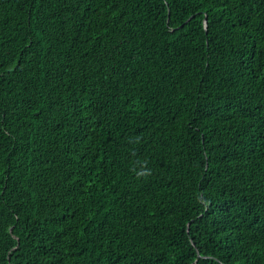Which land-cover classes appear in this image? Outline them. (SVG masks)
<instances>
[{"label":"trees","instance_id":"trees-1","mask_svg":"<svg viewBox=\"0 0 264 264\" xmlns=\"http://www.w3.org/2000/svg\"><path fill=\"white\" fill-rule=\"evenodd\" d=\"M0 264H264V0H0Z\"/></svg>","mask_w":264,"mask_h":264},{"label":"water","instance_id":"water-1","mask_svg":"<svg viewBox=\"0 0 264 264\" xmlns=\"http://www.w3.org/2000/svg\"><path fill=\"white\" fill-rule=\"evenodd\" d=\"M204 25L206 26V20L204 19Z\"/></svg>","mask_w":264,"mask_h":264}]
</instances>
